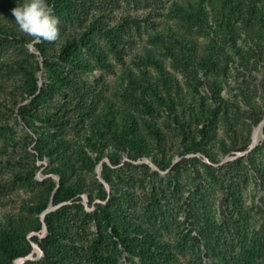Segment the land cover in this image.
Instances as JSON below:
<instances>
[{
    "label": "rangeland",
    "instance_id": "rangeland-1",
    "mask_svg": "<svg viewBox=\"0 0 264 264\" xmlns=\"http://www.w3.org/2000/svg\"><path fill=\"white\" fill-rule=\"evenodd\" d=\"M23 2L0 0V233L43 239L68 205L67 264H264V0H51L54 43L18 29ZM73 36L75 60L38 50ZM60 185L81 190L57 202Z\"/></svg>",
    "mask_w": 264,
    "mask_h": 264
},
{
    "label": "trees",
    "instance_id": "trees-1",
    "mask_svg": "<svg viewBox=\"0 0 264 264\" xmlns=\"http://www.w3.org/2000/svg\"><path fill=\"white\" fill-rule=\"evenodd\" d=\"M47 3L50 4L51 0H47ZM232 4V1L230 2ZM58 9H63L61 6H59ZM90 30L88 29L85 33L90 34ZM90 37V36H89ZM44 42V41H43ZM86 46L90 48H97L95 45H92V41L88 40L85 41ZM79 41L77 39V36H73L72 39H67L65 41V44L62 47L61 53H56L54 51L49 52V48L46 45H39L38 50L42 53L44 60L47 58L53 56L58 57L61 59L62 62H67V60H75V57L73 56L74 51L78 49ZM94 46V47H93ZM70 62V61H69ZM58 64V63H57ZM62 70L59 71H53L52 75L55 80H59L64 84H67V86H71L73 84V80L70 78H67L65 75L62 74ZM57 78V79H56ZM55 82V81H54ZM32 92V91H31ZM260 117L258 118V120ZM258 120L256 122H258ZM264 127V126H263ZM119 143L122 145L123 148L126 149L127 155L130 159H137L141 158L143 156H147L146 149L144 145L142 144L141 137L137 134L135 131V128H130V131L125 130L123 133H120L119 135ZM248 144L243 143L236 147L238 151L247 149ZM53 172L59 174L58 169H53ZM103 178L104 175H103ZM100 186L103 187V184H100ZM54 187V186H53ZM61 188H57L54 192V200L57 202H60L62 200H65V197L62 196V193H67L66 199L70 197H74L77 193L80 192L81 189L73 190L68 187L67 190H64L62 188V185H60ZM79 198V197H78ZM47 207L46 204L43 205L42 209H45ZM68 205H62L57 209V211H51L44 216L45 224L47 227V236L43 239H39L36 235L32 236L31 239L26 240L25 235H21L18 230H10L6 229L0 233V247L2 251L5 254V259L3 257H0V264H13V260L17 258H22L32 252V245L31 242L37 243L39 248L43 252L42 257V264H67L60 260L59 253H65L68 251V248L63 246H59V236L60 231L57 230L56 226L57 223L52 219V217L55 215L59 216V213L64 212L67 209ZM42 228V223H39L34 230H40ZM17 239H22L25 241V244L22 247H19L16 245L15 241ZM122 240V239H121ZM125 243V241H123ZM127 250H129V247L126 246ZM61 254V253H60ZM61 256V255H60ZM27 262V261H26ZM28 263V262H27Z\"/></svg>",
    "mask_w": 264,
    "mask_h": 264
},
{
    "label": "clouds",
    "instance_id": "clouds-1",
    "mask_svg": "<svg viewBox=\"0 0 264 264\" xmlns=\"http://www.w3.org/2000/svg\"><path fill=\"white\" fill-rule=\"evenodd\" d=\"M18 29L35 43H54L60 38L59 19L47 0H24L11 9Z\"/></svg>",
    "mask_w": 264,
    "mask_h": 264
},
{
    "label": "water",
    "instance_id": "water-1",
    "mask_svg": "<svg viewBox=\"0 0 264 264\" xmlns=\"http://www.w3.org/2000/svg\"><path fill=\"white\" fill-rule=\"evenodd\" d=\"M262 131H263V128H262ZM253 146H254V145L251 143V144L249 145V147H248V150H250ZM98 167H99V169H98V168H97V169H98V172H99V175H100V178H101V174H100V173H101V172H100L101 164H99ZM101 179H102V178H101ZM51 208H52V205H49V206L47 207V209H45L44 212H43L42 215H41V220H42V223H43V225H44V228H43L42 230L45 231V232H47V227H46V225H45L44 216H45V213H46V212L51 211ZM35 246H36L37 250H38L39 252L42 253V251H41V249L39 248L38 244H37V243H34L33 250H32V252H31V255L33 254V252H34V250H35ZM19 259H21V261H22V263H23L24 260L26 259V257H22V258H19Z\"/></svg>",
    "mask_w": 264,
    "mask_h": 264
},
{
    "label": "bare ground",
    "instance_id": "bare-ground-1",
    "mask_svg": "<svg viewBox=\"0 0 264 264\" xmlns=\"http://www.w3.org/2000/svg\"><path fill=\"white\" fill-rule=\"evenodd\" d=\"M261 128H262V125L260 124L259 126L255 127L253 130L252 140H251V143L253 145H256L261 140ZM16 264H21V260H17Z\"/></svg>",
    "mask_w": 264,
    "mask_h": 264
}]
</instances>
